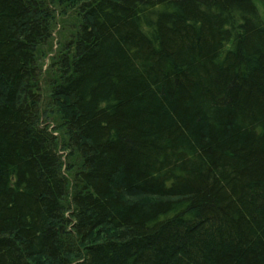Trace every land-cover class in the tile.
<instances>
[{"label":"trees","instance_id":"obj_1","mask_svg":"<svg viewBox=\"0 0 264 264\" xmlns=\"http://www.w3.org/2000/svg\"><path fill=\"white\" fill-rule=\"evenodd\" d=\"M0 264H264V0H0Z\"/></svg>","mask_w":264,"mask_h":264},{"label":"rangeland","instance_id":"obj_2","mask_svg":"<svg viewBox=\"0 0 264 264\" xmlns=\"http://www.w3.org/2000/svg\"><path fill=\"white\" fill-rule=\"evenodd\" d=\"M63 20L66 21L67 24H69L72 20V18H63ZM64 38V31L62 29V24L59 23L57 26V29L54 33V38L51 44L46 47L39 50L40 54V64L43 66L44 70H46L51 62L52 56L59 48V42ZM48 110H53L54 107L50 106L48 103H46ZM50 116V114H49ZM46 123V121H45ZM51 129L54 127V125H50ZM59 132V131H58ZM57 134V132H56Z\"/></svg>","mask_w":264,"mask_h":264}]
</instances>
